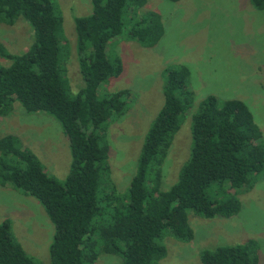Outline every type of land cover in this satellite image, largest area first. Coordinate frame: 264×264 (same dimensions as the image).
Listing matches in <instances>:
<instances>
[{
  "label": "trees",
  "instance_id": "trees-1",
  "mask_svg": "<svg viewBox=\"0 0 264 264\" xmlns=\"http://www.w3.org/2000/svg\"><path fill=\"white\" fill-rule=\"evenodd\" d=\"M91 14L74 18L75 52L83 86L71 94L63 62L67 40L54 0H0V24L23 20L32 30L31 45L12 54L0 43V116L18 102L25 113L56 120L71 162L64 181L49 176L18 136L0 138V186L35 198L54 230L49 264H94L100 255H117L120 264H161L167 255L162 239L191 242L188 211L206 219L239 213L238 193L252 189L264 175V141L245 103L214 96L200 102L191 117V148L175 183L161 190L163 164L192 107L189 70L164 72L163 105L147 130L136 171L124 193L109 182L108 127L128 110V89L98 95L102 84L117 78L122 61L108 52L124 36L152 48L163 36L161 17L139 12L147 0H89ZM264 11V0H249ZM33 39V41H32ZM63 51V52H62ZM65 57V58H64ZM189 152V151H188ZM254 240L217 246L199 253L201 264H258ZM0 264H39L15 239L8 219L0 221Z\"/></svg>",
  "mask_w": 264,
  "mask_h": 264
},
{
  "label": "rangeland",
  "instance_id": "rangeland-1",
  "mask_svg": "<svg viewBox=\"0 0 264 264\" xmlns=\"http://www.w3.org/2000/svg\"><path fill=\"white\" fill-rule=\"evenodd\" d=\"M54 2L63 19L67 40L63 51L68 55L63 67L73 95L83 86L76 60L74 18L90 15L91 5L89 0ZM147 11L161 17L162 38L152 48L126 41L123 35L114 39L108 52L121 59L123 71L98 89L99 96L124 89L131 92L127 112L107 130L109 182L121 194L135 174L145 134L163 105L164 72L169 67L188 68L193 103L164 161L161 190L175 183L187 160L191 117L208 96L245 103L264 141V11L256 10L249 0H147L139 12ZM31 31L23 20L12 26L0 24V43L10 53L21 54L31 45ZM0 64L7 62L0 59ZM7 134L18 136L49 176L64 181L71 157L56 120L42 113L27 114L15 102L9 115L0 116V138ZM237 197L241 209L230 218L206 219L188 211L192 241L180 242L166 235L162 243L167 255L161 264H201L202 250L247 240L258 244V264H264V175ZM3 219L10 221L13 236L29 256L39 264H49L54 227L35 198L0 186V221ZM120 263L119 256L102 254L94 264Z\"/></svg>",
  "mask_w": 264,
  "mask_h": 264
}]
</instances>
